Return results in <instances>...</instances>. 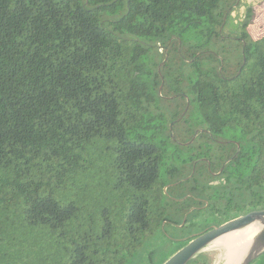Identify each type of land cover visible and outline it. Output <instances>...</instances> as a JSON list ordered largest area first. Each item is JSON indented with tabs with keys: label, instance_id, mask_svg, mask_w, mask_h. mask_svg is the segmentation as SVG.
I'll return each mask as SVG.
<instances>
[{
	"label": "trees",
	"instance_id": "obj_1",
	"mask_svg": "<svg viewBox=\"0 0 264 264\" xmlns=\"http://www.w3.org/2000/svg\"><path fill=\"white\" fill-rule=\"evenodd\" d=\"M240 4L0 0V264H161L264 208V2L232 35Z\"/></svg>",
	"mask_w": 264,
	"mask_h": 264
},
{
	"label": "water",
	"instance_id": "obj_2",
	"mask_svg": "<svg viewBox=\"0 0 264 264\" xmlns=\"http://www.w3.org/2000/svg\"><path fill=\"white\" fill-rule=\"evenodd\" d=\"M162 85L163 81L159 91ZM187 107L188 100L184 111L176 121L183 117ZM172 125L173 122L170 123V129ZM185 218L186 216L183 218V223ZM249 227L254 228V232L240 253H238L239 255L237 254V260L233 264H251L264 253V208L251 210L219 224L210 225L200 233L183 238L182 240L186 242L161 264H188L197 256L203 254L202 251L215 241L241 232Z\"/></svg>",
	"mask_w": 264,
	"mask_h": 264
},
{
	"label": "rangeland",
	"instance_id": "obj_3",
	"mask_svg": "<svg viewBox=\"0 0 264 264\" xmlns=\"http://www.w3.org/2000/svg\"><path fill=\"white\" fill-rule=\"evenodd\" d=\"M264 2V0H241V4L238 8H236L233 13H232V17L229 20V22L226 24L224 31L225 32H230L232 35L236 32L237 28H238V23L244 18V15L246 14V9L248 6H252L253 8H258L259 9V5ZM85 3H87V1H85ZM122 11L121 6L118 5L117 8V12L120 13ZM105 13V19L106 20H112L115 17L118 16V14H114L111 12H104ZM189 42H194V41H198L200 38L198 36L195 35H191L188 38H184V42L186 41ZM155 46H153L151 48V50L149 51V55L150 57H152V59L154 60H158L161 58V52H160V43H155ZM195 117V113L190 114L189 119L191 120V122H193ZM177 149H173V151L171 149H168L166 152V155H169V157L174 153V151H176ZM179 150V149H178ZM171 159V158H170ZM201 218H197V220H200ZM197 220H194V222H197ZM213 223V222H212ZM167 231V235L172 238L170 236V234L175 235L176 231L172 228V227H167L166 228ZM227 238H222L219 239L217 241H215L214 243H212L209 247H208V254L209 256L212 257V263L211 264H224V258H225V251L223 250V242L226 241Z\"/></svg>",
	"mask_w": 264,
	"mask_h": 264
},
{
	"label": "bare ground",
	"instance_id": "obj_4",
	"mask_svg": "<svg viewBox=\"0 0 264 264\" xmlns=\"http://www.w3.org/2000/svg\"><path fill=\"white\" fill-rule=\"evenodd\" d=\"M253 232L254 228L249 227L241 232L224 237V239L227 238L223 242V250L225 251L224 264H233L237 260V254L240 253ZM208 247L204 250H208Z\"/></svg>",
	"mask_w": 264,
	"mask_h": 264
},
{
	"label": "flooded vegetation",
	"instance_id": "obj_5",
	"mask_svg": "<svg viewBox=\"0 0 264 264\" xmlns=\"http://www.w3.org/2000/svg\"><path fill=\"white\" fill-rule=\"evenodd\" d=\"M220 40H225V41H230L229 43H230V45H234V46H232V48H241V52H242V62H241V64L238 66V70H237V72L235 73V74H230V75H227V78H225V79H227V80H230V79H233L236 75H238L239 73H240V71H241V68L244 66V64H245V62H246V58H245V48H246V40L244 39V38H242V37H238V36H230V37H226V38H221ZM211 52V51H210ZM248 52H249V50H248ZM199 55V53H197L196 54V56H198ZM191 61V60H190ZM222 67V64H221V66H220V68ZM226 74L228 73V72H225ZM222 77H223V75H222ZM224 78V77H223ZM202 131H205V130H202ZM215 140H217V141H219V142H224L223 140H221V139H215ZM229 141V140H228ZM218 172H212V175H215V174H217ZM205 206H207V204H204V205H199V206H194L193 208H195V209H199V208H201V207H205ZM213 224H215V223H211V225H213ZM201 232V230H199L198 232H196V233H200Z\"/></svg>",
	"mask_w": 264,
	"mask_h": 264
}]
</instances>
